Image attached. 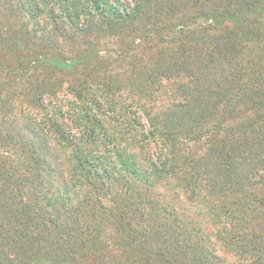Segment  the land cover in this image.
<instances>
[{
	"label": "trees",
	"instance_id": "1",
	"mask_svg": "<svg viewBox=\"0 0 264 264\" xmlns=\"http://www.w3.org/2000/svg\"><path fill=\"white\" fill-rule=\"evenodd\" d=\"M219 244L264 264V0H0V264Z\"/></svg>",
	"mask_w": 264,
	"mask_h": 264
},
{
	"label": "rangeland",
	"instance_id": "2",
	"mask_svg": "<svg viewBox=\"0 0 264 264\" xmlns=\"http://www.w3.org/2000/svg\"><path fill=\"white\" fill-rule=\"evenodd\" d=\"M126 2L130 3V0H125ZM45 22H42V24H44ZM67 47V46H65ZM109 47H111V49H113V47L115 48L116 46H112L110 45ZM108 47V48H109ZM108 48H105V49H108ZM65 50H68L70 51V48L67 47L65 48ZM69 54V52H68ZM70 56V55H68ZM11 64V63H10ZM168 189L166 188H160V186L157 188V191L156 193H161V194H165V193H168L169 195H167V200L168 201H178L180 202V205H181V208H185V210H189L190 212H195L197 210V208H195L194 206H190V204H188L185 199H182L181 197H176V190L173 188V187H170V186H166ZM169 199H172V200H169ZM199 221H201L203 224H204V227L207 228L208 230H212V227L208 224V219L205 217L204 214L201 213V216H200V219ZM208 224V225H207ZM214 237V236H212ZM212 241L214 242L215 241V238H212ZM215 249H216V253L218 254L219 257H221L225 262H228V263H231V264H236V260L235 258L227 253L221 246L220 244L217 246L215 245Z\"/></svg>",
	"mask_w": 264,
	"mask_h": 264
}]
</instances>
